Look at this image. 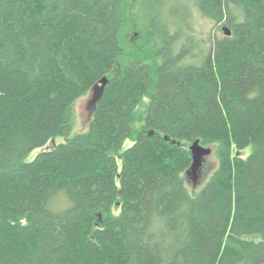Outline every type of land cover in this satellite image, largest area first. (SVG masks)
Returning a JSON list of instances; mask_svg holds the SVG:
<instances>
[{
  "label": "trees",
  "instance_id": "trees-1",
  "mask_svg": "<svg viewBox=\"0 0 264 264\" xmlns=\"http://www.w3.org/2000/svg\"><path fill=\"white\" fill-rule=\"evenodd\" d=\"M0 264H264V0H0Z\"/></svg>",
  "mask_w": 264,
  "mask_h": 264
},
{
  "label": "rangeland",
  "instance_id": "rangeland-1",
  "mask_svg": "<svg viewBox=\"0 0 264 264\" xmlns=\"http://www.w3.org/2000/svg\"><path fill=\"white\" fill-rule=\"evenodd\" d=\"M178 4H180V1H177L176 3H171L169 7L170 9L173 8L175 10L178 7ZM140 18L142 20H145V17L142 13H140ZM194 27L196 31L198 30L200 31V33H196L195 38L205 37L206 39H213L216 36L223 35V32L220 29H218V27L213 25V23H210L209 21L204 20L199 16H196L195 18ZM142 35L143 33L136 35L133 40H131L130 42H127L125 44V47L127 46L126 47L127 50L132 48V46L135 47L136 44H141V42L143 41ZM99 92H100V84L97 85L95 88L91 89L86 95H84L83 97H81L80 99L76 101L75 106H74V112H75L74 121H73L72 129L69 134L70 137L78 133H83L88 129V125L93 116V112H94L95 105H96V99L98 97ZM64 142H66V137H57L55 139L50 140L44 147L34 150L27 157L26 162L32 161L36 157L38 152L42 150L50 149L54 147V145L64 143ZM132 144H133L132 139H127L123 143L120 151L124 152L126 149L132 146ZM206 148H210L211 152L208 156L204 157L202 165L198 171L196 181L194 182L189 175L188 189L190 193H195L199 191L200 188L204 186L211 172L216 168L217 162H216V157L214 153L215 145H212ZM249 153H250V148L244 151L235 152V155L241 156L244 158V157H247ZM117 162L120 168L121 163H120L119 158H117ZM117 212H118V208L117 207L113 208V213L116 214Z\"/></svg>",
  "mask_w": 264,
  "mask_h": 264
},
{
  "label": "water",
  "instance_id": "water-1",
  "mask_svg": "<svg viewBox=\"0 0 264 264\" xmlns=\"http://www.w3.org/2000/svg\"><path fill=\"white\" fill-rule=\"evenodd\" d=\"M223 31L225 32L226 35H230V32L229 30L226 29V27H223ZM106 81H107L106 78L102 80V84L100 88H102V86L106 83ZM189 151L192 156V162L188 173L191 179L195 182L197 179L198 171L202 165L203 159L204 157L210 154L211 150L210 148H206L200 145L198 141H194L190 144Z\"/></svg>",
  "mask_w": 264,
  "mask_h": 264
}]
</instances>
